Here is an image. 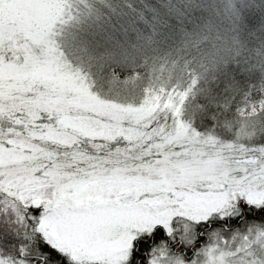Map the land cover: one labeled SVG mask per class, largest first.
<instances>
[{
  "label": "snow or ice",
  "instance_id": "1",
  "mask_svg": "<svg viewBox=\"0 0 264 264\" xmlns=\"http://www.w3.org/2000/svg\"><path fill=\"white\" fill-rule=\"evenodd\" d=\"M222 6L171 59L197 0H0V264H264V78Z\"/></svg>",
  "mask_w": 264,
  "mask_h": 264
},
{
  "label": "trees",
  "instance_id": "2",
  "mask_svg": "<svg viewBox=\"0 0 264 264\" xmlns=\"http://www.w3.org/2000/svg\"><path fill=\"white\" fill-rule=\"evenodd\" d=\"M172 2L183 7V0H172ZM197 3L203 4L206 7L196 8V9H193L187 12L182 21H179L176 18H173L170 21V24L172 25V28L170 29L172 33L171 38L167 40H163L158 45L154 46L158 49L159 55H164L165 53L170 52L172 54L171 59L177 58L176 50L182 49L181 29L191 32L197 29L199 26H202L203 24L207 23L210 18L214 20V22L219 27V29H220V23H221V29L222 30L224 29L225 24L221 21L222 17H221L219 10L217 9L218 3H219L218 0H197ZM263 12L261 10H255V9L250 10L249 9L247 12L243 11V13L240 14V23L245 27V31L242 30L241 32L242 36L244 35V38L246 36L247 31L252 29V27L254 26L256 18L258 17L259 19H261ZM158 40H159V37H158ZM247 40L248 41H244L242 46L246 44H247L246 46H250L252 44V39H247ZM209 46H211V43L206 42L205 44L202 45V50L204 51L210 50ZM152 53L153 52H150L148 54L152 55ZM181 54L183 55V52H181ZM242 59H243L242 56H240L239 59L230 61L227 66V71L229 72L230 75H234L237 79H240L242 82L254 83L255 80L251 78L252 75L246 76L245 75L246 73L244 74V73L239 72L240 68L237 69L236 68L237 66L233 64V62L236 63L237 65L240 63L242 64ZM181 63H183V61H181ZM238 67H241V66H238ZM256 95L257 93H253L254 97ZM237 101H239V97H237L236 101L233 102V107H235V104ZM204 103H205V100L199 95H197L195 99H189L186 105V112H185L186 116L192 118L194 121L199 123V121L202 118L203 113L197 107V105H202Z\"/></svg>",
  "mask_w": 264,
  "mask_h": 264
},
{
  "label": "rangeland",
  "instance_id": "3",
  "mask_svg": "<svg viewBox=\"0 0 264 264\" xmlns=\"http://www.w3.org/2000/svg\"><path fill=\"white\" fill-rule=\"evenodd\" d=\"M218 2L219 3H218L217 9L219 10L221 14V17H222L221 21L225 24L224 29H227L230 27V24H229V21L225 18V15L223 14L224 11H223V6H222V0H218ZM234 3H235V7L239 10V14L243 13V11L247 12L249 9L250 10L252 9L261 10L262 12L264 10V7H262L264 6L263 0H234ZM220 30L223 32V30L221 29V23H220ZM242 30L245 31V27L239 22L238 35H239L241 45H243L244 41H248L247 39H252V44L250 46H246L247 44L242 46V52L240 55L243 58L242 62L247 61V63H256V60H257L256 50L264 46V12L262 14L261 19H259L258 17L256 18L255 24L252 27V29L248 30L247 33L245 32L246 33L245 38H244V35L242 36V33H241ZM209 48L211 49V46H209ZM155 54L157 53L156 52L152 53V55H155ZM240 56L236 57L235 59L236 60L239 59ZM233 64L237 66L236 67L237 69L239 68L241 69V67H238L242 65L241 63L237 65L236 63L233 62ZM239 72H241V70ZM245 75L246 76L252 75L251 78L255 80L253 84H258L260 80L264 78V74H262L259 70L246 73ZM253 119L256 121V128H257L256 140H254L253 143L264 142V130H262L264 129V113H261L258 117H254ZM237 131H238V125L234 124L231 129V132L235 134ZM243 142L248 143L247 140Z\"/></svg>",
  "mask_w": 264,
  "mask_h": 264
}]
</instances>
